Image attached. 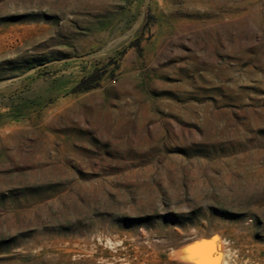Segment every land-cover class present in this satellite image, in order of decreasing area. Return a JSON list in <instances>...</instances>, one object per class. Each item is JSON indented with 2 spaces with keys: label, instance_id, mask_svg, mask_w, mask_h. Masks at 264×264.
Listing matches in <instances>:
<instances>
[{
  "label": "rangeland",
  "instance_id": "1",
  "mask_svg": "<svg viewBox=\"0 0 264 264\" xmlns=\"http://www.w3.org/2000/svg\"><path fill=\"white\" fill-rule=\"evenodd\" d=\"M264 264V0H0V264Z\"/></svg>",
  "mask_w": 264,
  "mask_h": 264
},
{
  "label": "bare ground",
  "instance_id": "2",
  "mask_svg": "<svg viewBox=\"0 0 264 264\" xmlns=\"http://www.w3.org/2000/svg\"><path fill=\"white\" fill-rule=\"evenodd\" d=\"M201 247L197 248L196 246ZM189 249H195L192 253L193 259H189ZM177 257L183 261L193 262L196 264H219L223 260V249L217 237L210 240H201L189 244L176 252Z\"/></svg>",
  "mask_w": 264,
  "mask_h": 264
},
{
  "label": "snow or ice",
  "instance_id": "3",
  "mask_svg": "<svg viewBox=\"0 0 264 264\" xmlns=\"http://www.w3.org/2000/svg\"><path fill=\"white\" fill-rule=\"evenodd\" d=\"M196 247L199 248L201 246L200 245H197ZM188 251H189V259H193L194 257L192 255V253L195 251V249H189Z\"/></svg>",
  "mask_w": 264,
  "mask_h": 264
}]
</instances>
